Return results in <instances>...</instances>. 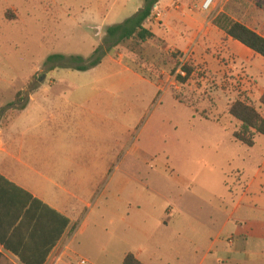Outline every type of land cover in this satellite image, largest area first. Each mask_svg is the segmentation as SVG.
<instances>
[{
    "label": "rangeland",
    "instance_id": "374dc122",
    "mask_svg": "<svg viewBox=\"0 0 264 264\" xmlns=\"http://www.w3.org/2000/svg\"><path fill=\"white\" fill-rule=\"evenodd\" d=\"M141 3L0 0V112L35 90L97 92L94 105L115 109V161L87 198L72 255L61 264H123L130 253L155 254V264H195L192 254L264 264V136L253 148L236 142L227 115L241 84L230 75L219 80L165 40L117 44L108 28L133 17ZM146 24L152 30L161 23ZM53 55L66 59L49 60ZM93 56L123 66L78 71L71 60ZM178 61L195 68L185 84L173 73Z\"/></svg>",
    "mask_w": 264,
    "mask_h": 264
},
{
    "label": "crops",
    "instance_id": "0c3cea01",
    "mask_svg": "<svg viewBox=\"0 0 264 264\" xmlns=\"http://www.w3.org/2000/svg\"><path fill=\"white\" fill-rule=\"evenodd\" d=\"M204 2L161 0L164 17L154 21L161 24L152 33L219 80L233 76L232 82L241 84L243 93L237 99L243 95L264 112L260 104L264 58L214 24L218 15L226 14L264 38V0H222L210 12H203ZM105 64L123 66L111 56L99 67ZM127 71L131 72L128 67ZM134 75L146 81L143 75ZM103 79L113 78L105 75ZM100 94L35 90L19 94L22 100L15 107L0 112V264H25L21 256L42 259L45 254L44 264H61L68 253L72 255L70 244L84 204L99 180L109 176L116 156L111 145L117 128L115 109L94 105L92 100ZM234 121L235 131L240 123ZM251 185L245 186V193ZM158 221L169 223L165 217ZM133 255L144 264H155V254ZM192 255L195 264L225 260V254H217L216 259L212 254Z\"/></svg>",
    "mask_w": 264,
    "mask_h": 264
},
{
    "label": "trees",
    "instance_id": "16d2710c",
    "mask_svg": "<svg viewBox=\"0 0 264 264\" xmlns=\"http://www.w3.org/2000/svg\"><path fill=\"white\" fill-rule=\"evenodd\" d=\"M161 0H145L144 7L137 12L133 17L127 19L125 22L112 26L108 28L107 34L110 38H116V43L121 44L126 41L136 40L137 44H143L156 39V36L152 33L151 30L146 28V23L151 17L152 10L158 2ZM214 24L219 29L223 30L229 37L238 41L245 47L249 48L256 54L264 58V38L257 34L255 31L249 29L245 25L233 21L228 15L220 14L214 19ZM100 49H97L94 53V56L99 54ZM182 55V54H181ZM90 60L88 63L82 57H72L76 64H79L76 70L78 71H87L93 69L96 66L100 65L102 59L96 58ZM173 58H177L176 54H173ZM66 57L62 55H53L49 60H65ZM85 65H82V64ZM81 65V66H80ZM181 62L178 61V64L173 71L175 74ZM183 70L186 72V76H177L176 79L179 83H187L191 77L194 75L195 68L192 64H184ZM261 106L264 108V95L260 100ZM228 115L236 119L240 125L237 130L232 134L233 139L247 147H254L256 144V138L259 135L264 136V116L263 114L245 98L241 95L238 99L233 101L228 106ZM206 120H209L208 117H205ZM219 122V118L216 119ZM69 222V221H68ZM48 254L41 259L35 257L32 259H26L21 256V260L25 264H44ZM124 264H144L136 258L133 254L126 255L124 259Z\"/></svg>",
    "mask_w": 264,
    "mask_h": 264
},
{
    "label": "built area",
    "instance_id": "2783aa9c",
    "mask_svg": "<svg viewBox=\"0 0 264 264\" xmlns=\"http://www.w3.org/2000/svg\"><path fill=\"white\" fill-rule=\"evenodd\" d=\"M220 1L222 0H205V2L202 5L203 12H210ZM163 17H164V11L158 2L157 4H155L152 10L151 17L149 18L148 22H152V21L160 22L163 19ZM183 65L184 63L181 62V66L176 72L177 76L178 75L182 77L186 76V72L183 70ZM69 264H72V263H69ZM78 264H86V261L80 260Z\"/></svg>",
    "mask_w": 264,
    "mask_h": 264
}]
</instances>
